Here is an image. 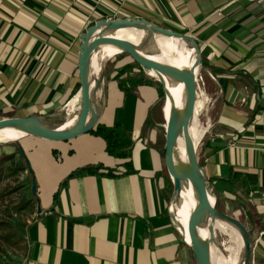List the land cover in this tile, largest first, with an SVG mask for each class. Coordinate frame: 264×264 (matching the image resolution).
Returning <instances> with one entry per match:
<instances>
[{"label":"crops","instance_id":"1","mask_svg":"<svg viewBox=\"0 0 264 264\" xmlns=\"http://www.w3.org/2000/svg\"><path fill=\"white\" fill-rule=\"evenodd\" d=\"M123 17L188 34L201 47L205 121L197 158L223 211L264 236V206L254 200L264 188V0H0V119L63 122L57 112L79 90L80 34L95 20ZM119 69L104 70L96 124L120 123L131 134L132 172L121 173L125 160L108 155L90 132L58 148L26 135L0 150L22 148L28 188L35 182L10 264H196L168 208L161 85L151 78L123 90ZM93 165L102 169L80 170Z\"/></svg>","mask_w":264,"mask_h":264},{"label":"water","instance_id":"2","mask_svg":"<svg viewBox=\"0 0 264 264\" xmlns=\"http://www.w3.org/2000/svg\"><path fill=\"white\" fill-rule=\"evenodd\" d=\"M100 27H107V30H117L121 28H141L146 34L141 41L140 46L143 48L156 42V35L165 37H180L188 40L197 53L195 65L189 69H183L173 64L157 62L150 58L142 56L136 47L129 41L112 37L109 35H94ZM79 56L77 59V69L79 78L80 96L79 111L76 122L71 128H60V125H46L42 121L40 115H32L27 117H4L0 119V129L4 127H16L23 131L26 135L34 136L52 141H65L81 134L90 132L98 119V111L95 109V97L91 96V77L88 74V65L90 53L94 47L103 42L114 43L123 48V53L128 54L131 59L136 62L144 71L156 69L168 77L175 83H182L184 87V109L181 111L174 103L173 97L170 96L172 109L169 116L166 117L164 107L166 105L167 93L164 89L163 82L156 79L162 88V113L165 121V141H164V163L166 170L173 183V196L177 194L181 197L182 183H191L197 197V203L190 212L187 219L186 228H181L176 223L177 229L181 234L183 242H185L192 250L196 264H210L209 245L197 235V227L200 226L205 218H221L232 223L240 232L243 239V260L245 264L251 254L250 236L247 228L235 217L217 210L215 208V197L213 201L210 199V193L207 188V181L202 166L197 160V146L188 136V125L194 115L195 102L197 97V74L196 71L200 65V50L194 38L186 34H182L165 27L158 26L144 18H106L95 21L92 25L80 34ZM106 64V63H105ZM105 64L102 72L95 77V89L101 88L104 77ZM195 66H197L195 71ZM148 73V72H147ZM149 75V74H148ZM184 135L186 138L185 150L187 168H177L174 160V146L177 138ZM31 192H35V182L31 181ZM171 199V200H172ZM174 221V220H173ZM184 233L188 236L186 240Z\"/></svg>","mask_w":264,"mask_h":264},{"label":"bare ground","instance_id":"3","mask_svg":"<svg viewBox=\"0 0 264 264\" xmlns=\"http://www.w3.org/2000/svg\"><path fill=\"white\" fill-rule=\"evenodd\" d=\"M109 35L112 37L120 38L131 42L137 49V51L144 57L150 58L157 62L173 64L183 69H189L195 65L197 59V53L195 49L191 48V44L188 40L180 37H165L156 35V42L152 45L142 47L140 46L146 32L141 28H121L117 30H107V27H100V29L94 35ZM123 52V48L110 43L103 42L94 47L90 53L88 74L91 77V96L95 99L101 97V88L95 89V77H98L102 72L103 65L115 54ZM197 66H195L196 71ZM148 74L163 82L164 89L167 93L166 105L164 107V113L166 117L169 116L172 109V102L170 96L173 97L174 103L182 111L184 109V87L182 83H175L166 74L156 70L150 69ZM197 73V71H196ZM80 104L79 94H75L67 103L68 106H76ZM77 111V109H75ZM98 108L95 109V112ZM77 114L67 115L60 125V128H71L76 122ZM188 136L193 141L194 146L199 144L202 137L203 128L200 125L199 120V105L195 102L194 115L188 125ZM26 134L16 127H4L0 129V142L7 143L15 140H19ZM186 138L184 135H180L174 146V160L177 168H187L188 163L186 160L185 150ZM213 201V196H210ZM197 203V197L195 195L192 184L182 183L181 197L176 194L171 200L169 206V212L174 220V224L183 230L186 228L187 219L190 212L193 210ZM176 222V223H175ZM197 235L209 245L210 264H242L243 260V239L239 230L230 222L221 218H205L203 223L197 227ZM217 232H220L234 243V245H224L223 249L216 250L213 247V238ZM184 236L188 241V236L184 233ZM220 249V248H219ZM228 252L224 255L223 252Z\"/></svg>","mask_w":264,"mask_h":264},{"label":"rangeland","instance_id":"4","mask_svg":"<svg viewBox=\"0 0 264 264\" xmlns=\"http://www.w3.org/2000/svg\"><path fill=\"white\" fill-rule=\"evenodd\" d=\"M89 26H87L86 28H88ZM190 46L191 48H193L192 45ZM199 49L201 51V47H199ZM203 59L204 56L201 52L200 65L196 73L197 74L196 101L198 102L199 105V120L201 125L205 121V116H204L205 110L201 112V109L205 101V92L203 91V85H201V77H200L201 70H203L202 69L203 67L201 65L203 64L202 62ZM131 62H133V60L131 59L130 56H128V54L123 52L115 54L105 64V68L107 72L106 75L111 71L119 69L124 64ZM144 72L149 78L154 79L153 77L148 75L146 71ZM102 83L104 86V78ZM202 92L204 93L203 96L201 94ZM98 102L99 100L95 99L96 107H98ZM79 105L80 104H77L76 106H68L67 101H64L61 104L59 111L57 112L56 115L57 118L64 120L67 115H71L74 113L78 114ZM204 106H206V104ZM75 109H77V111ZM42 121L46 125L56 126L46 118H43ZM72 139L73 138L65 141H52V140L43 139L45 140L43 143V148H49L51 144H55V148H58V145H56L58 144L57 142H69ZM19 140H15V142L19 144ZM15 142L14 141L7 143L0 142V147L1 146L4 147V148H0V150L2 149L7 150L8 146L14 147ZM50 142H56V143H50ZM15 148H13V150H16ZM9 154L12 156L11 160L4 159L2 155L0 156V264H10L16 252L20 249L22 227L26 224V220L30 218L29 214L32 209V199H31L32 193H31V189L28 188V184L30 185V177L26 173V171L19 169V167L23 165V161L20 160L19 154L16 153V151L15 153H9ZM210 195L212 194L210 193ZM223 212L235 217L241 223H243V225L247 228V225L245 224L246 223L245 219L242 216H240L238 213L233 212L232 210H228L227 208H224ZM254 234H251L250 237L251 254L245 264H264V236H262L260 232L257 235ZM223 244L226 246L234 245V243L229 239V237H227L226 235L220 232H217L215 238H213V247L216 250V247L218 246L217 250H221L223 249L224 246ZM223 254L227 255L228 252L224 251Z\"/></svg>","mask_w":264,"mask_h":264},{"label":"trees","instance_id":"5","mask_svg":"<svg viewBox=\"0 0 264 264\" xmlns=\"http://www.w3.org/2000/svg\"><path fill=\"white\" fill-rule=\"evenodd\" d=\"M129 56V55H128ZM137 71V72H136ZM114 78L117 80L118 85L123 90L133 89L136 88L139 85H149L153 84V80L149 78L144 70L136 63L131 62L124 64L115 74ZM79 89V84L76 85V88L73 92L77 91ZM161 99H163V92L162 89L160 90ZM11 117V116H7ZM58 125L62 123V120L57 122ZM90 133L99 136L103 139L105 143V151L108 155L124 159L125 162H123V172L121 173H128L132 172L133 168L131 165V156H132V150L134 147V141L131 137V134L126 131L120 123H115L112 126H105L102 124H95L94 128L90 131ZM17 145V144H16ZM16 153L19 154L20 160L23 161V165L19 167V169H22L24 171H27L28 174L31 173V170L29 168L28 160L22 150V148H15ZM4 159L11 160L12 156L9 155H2ZM198 160V158H197ZM199 162V160H198ZM200 164V162H199ZM99 169H102L100 165H93V166H86L82 169H80L83 173H93L97 172ZM113 170H106V174L114 175L112 173ZM71 174L70 176H72ZM69 176V177H70ZM34 181V180H33ZM207 181V180H206ZM207 188H208V182H207ZM209 191V189H208ZM32 193V192H31ZM32 195H35V192L32 193ZM215 208L221 212H223V209L219 203L218 200L215 201ZM249 236L251 237V234H254L252 230H248ZM251 244V242H250Z\"/></svg>","mask_w":264,"mask_h":264},{"label":"built area","instance_id":"6","mask_svg":"<svg viewBox=\"0 0 264 264\" xmlns=\"http://www.w3.org/2000/svg\"><path fill=\"white\" fill-rule=\"evenodd\" d=\"M254 200L258 202L259 204H261L262 206H264V188H262L261 190L257 192V195H255L254 197ZM170 203L171 201L169 202V206H170Z\"/></svg>","mask_w":264,"mask_h":264}]
</instances>
